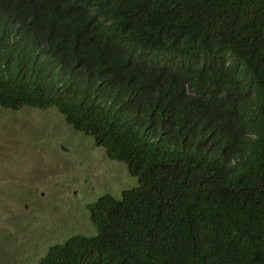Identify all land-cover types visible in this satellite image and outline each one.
<instances>
[{"label":"trees","instance_id":"16d2710c","mask_svg":"<svg viewBox=\"0 0 264 264\" xmlns=\"http://www.w3.org/2000/svg\"><path fill=\"white\" fill-rule=\"evenodd\" d=\"M0 106L137 181L38 264H264V0H0Z\"/></svg>","mask_w":264,"mask_h":264},{"label":"rangeland","instance_id":"374dc122","mask_svg":"<svg viewBox=\"0 0 264 264\" xmlns=\"http://www.w3.org/2000/svg\"><path fill=\"white\" fill-rule=\"evenodd\" d=\"M136 185L55 109L0 106V264H38L51 245L93 232L89 203Z\"/></svg>","mask_w":264,"mask_h":264}]
</instances>
